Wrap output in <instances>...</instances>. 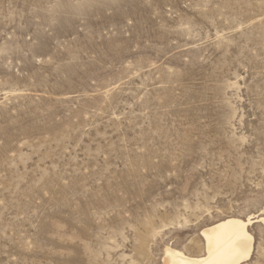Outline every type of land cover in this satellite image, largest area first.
Masks as SVG:
<instances>
[{
    "label": "rangeland",
    "instance_id": "obj_1",
    "mask_svg": "<svg viewBox=\"0 0 264 264\" xmlns=\"http://www.w3.org/2000/svg\"><path fill=\"white\" fill-rule=\"evenodd\" d=\"M254 214L264 0H0V264H162Z\"/></svg>",
    "mask_w": 264,
    "mask_h": 264
},
{
    "label": "bare ground",
    "instance_id": "obj_2",
    "mask_svg": "<svg viewBox=\"0 0 264 264\" xmlns=\"http://www.w3.org/2000/svg\"><path fill=\"white\" fill-rule=\"evenodd\" d=\"M254 222L264 224V214H254L245 220L227 217L204 227L199 234L203 250L199 255H189L172 245H165L162 264H242L253 251V236L248 226Z\"/></svg>",
    "mask_w": 264,
    "mask_h": 264
}]
</instances>
